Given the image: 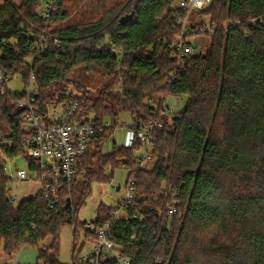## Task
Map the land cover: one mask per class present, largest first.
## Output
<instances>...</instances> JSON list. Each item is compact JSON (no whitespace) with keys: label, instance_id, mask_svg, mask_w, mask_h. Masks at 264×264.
Listing matches in <instances>:
<instances>
[{"label":"trees","instance_id":"obj_1","mask_svg":"<svg viewBox=\"0 0 264 264\" xmlns=\"http://www.w3.org/2000/svg\"><path fill=\"white\" fill-rule=\"evenodd\" d=\"M176 2L121 0L76 24H61L70 13L68 0L48 24L37 12L40 0H5L0 6V69L24 84L33 73V107L41 118L50 106L73 102L76 119L100 129L53 208L40 192L12 202L8 178L0 174V251L11 255L30 245L37 249V264H64L60 228L70 224L68 264H86L78 260L86 222L78 212L94 181L108 183L125 167L135 195L123 206L124 215L111 219L113 206L100 202L93 223L110 222L108 237L130 264H264V0H212L193 11L213 28L208 49L173 74L169 44L181 30L178 16L186 14ZM131 12L121 24L120 17ZM45 31L51 39L35 56L32 46ZM77 68L110 83L92 97L71 78ZM169 97H185V103L168 119L161 112ZM24 110L11 93L0 95V149L14 163L37 169L27 156ZM121 112L146 125L159 116L149 158L140 167L137 133L130 147L113 143L110 153L102 152ZM172 204L177 211L169 217Z\"/></svg>","mask_w":264,"mask_h":264},{"label":"built area","instance_id":"obj_2","mask_svg":"<svg viewBox=\"0 0 264 264\" xmlns=\"http://www.w3.org/2000/svg\"><path fill=\"white\" fill-rule=\"evenodd\" d=\"M62 1L46 0L44 3L39 4L37 12L46 24L57 14ZM211 2L212 0H177V7L184 9L186 14L184 16H178L177 21L181 25V30L169 44V47L173 50L171 58L175 63L173 74L176 70H184L185 62L192 55L197 54L195 47L190 42L193 35L206 36L209 45L213 28L208 24V21L201 28H192L187 25V22H189V17L193 11L207 8ZM38 38L39 41H36L33 44L34 46H32L35 56L41 53L44 48V43L51 39L46 31ZM10 79L11 75L0 69V95L11 93L16 97L17 105L25 109L23 120L26 123V132L28 134L27 156L36 162L37 169L28 168L27 163L25 168L19 166L18 163H14L0 149V174L4 173L6 176L13 177L16 180L30 181L32 180L30 171H32L35 175V180L40 185L37 192H40L45 197L46 207L50 209L59 200V188L64 183L71 182L75 179L78 174L80 155L86 150L87 145L100 129L91 121L85 122L76 119L75 112L77 104L73 102L69 103L65 108L61 106V111L55 120H49V108L46 116L41 118L33 107L36 94L33 90V73L31 72L29 74L27 83L24 84L22 91H11L8 87ZM59 106L52 105L50 107L56 109ZM162 109L161 113H164L168 109V104L163 103ZM158 124H160L159 116L148 125L141 121H136L133 125L138 128V131L134 132L129 127L123 137H119L114 133L108 141L102 143L103 154L110 153L113 143L130 147L133 137L137 133L142 145L138 151L140 167L149 158L148 148L152 141L151 133L153 128ZM134 183L133 178L127 179L122 185L112 183V190L116 193L121 192L122 196L117 198L116 206H113L114 212L111 219L120 217L121 214L124 215L123 206L130 203L135 195ZM7 191L10 193L8 188ZM10 198L12 202L17 201L15 196H10ZM176 211L175 204L167 207L169 217ZM109 231L110 222L108 221L99 226L95 225L93 220L85 222L81 233V243L88 244V248L82 252V246L78 260L86 264H130L129 259L122 255V248L108 237ZM69 263L72 262L70 261Z\"/></svg>","mask_w":264,"mask_h":264},{"label":"rangeland","instance_id":"obj_3","mask_svg":"<svg viewBox=\"0 0 264 264\" xmlns=\"http://www.w3.org/2000/svg\"><path fill=\"white\" fill-rule=\"evenodd\" d=\"M4 0H0V5H2ZM46 0H40V3H44ZM121 0H68L66 4L70 13L68 14L67 19L61 24H76L91 20L92 18L100 16L103 12L110 9L114 5H116ZM196 16L199 20L203 21L205 18L193 12L190 19ZM206 17V16H205ZM208 19V18H207ZM190 23L187 22V25ZM206 23L204 22V25ZM196 25V24H195ZM206 38V42L203 41ZM190 42L195 47L196 53L205 54L208 49V38L203 35H193ZM71 78H74L80 82L85 88H87L92 97H95L99 92L100 87L103 84H109L108 80H105L101 75L95 73H84L79 68L74 69L70 72ZM8 87L13 92L22 91L24 87V83L22 82L19 75H14L8 82ZM111 90H115V87L110 86ZM158 98V97H157ZM163 103L168 104V109L164 112V115L171 118L175 112L182 109L185 103V97L182 98H173L169 97ZM61 111V106L56 109L49 107V120H55L58 117V113ZM134 122V117L130 114V112H121L119 114V126L129 127ZM159 125V124H158ZM118 126V127H119ZM19 166L25 168L26 163L19 162ZM14 169V167H13ZM106 174L109 172L106 171ZM129 170L125 167L118 168L115 170V174L112 179L108 183L94 181L92 185V193L90 197L86 199L85 204L80 208L78 212V220L80 222H89L94 219L96 215V208L100 202L116 206V200L118 197L122 196L121 192H114L111 188L112 183H117L122 185L127 179H129ZM30 175L32 176V180L30 181H21L16 180L13 177L6 176L8 178L7 188L10 190L9 195L15 196L16 200H20L22 198L31 197L36 194L40 185L35 180V175L30 171ZM132 177H130L131 179ZM120 215V214H118ZM120 216H123L122 214ZM82 233V232H81ZM60 248H59V261L64 264H68L70 262V253H71V242H72V226L70 224H65L60 228ZM51 237H47L44 243H49ZM80 244L78 243L76 250L79 248ZM88 248V244H83V251ZM20 252H13L11 255L5 254L3 251H0V263L6 262L7 264H12V260L15 259ZM27 254V253H26ZM32 254V253H30ZM25 259V258H24ZM35 259L33 255H29L26 258V261H32ZM21 263V262H20ZM23 264V263H22Z\"/></svg>","mask_w":264,"mask_h":264},{"label":"crops","instance_id":"obj_4","mask_svg":"<svg viewBox=\"0 0 264 264\" xmlns=\"http://www.w3.org/2000/svg\"><path fill=\"white\" fill-rule=\"evenodd\" d=\"M5 1V0H4ZM3 1V3H4ZM8 2H10L11 4L13 5H18L20 3L21 0H7ZM2 3V5H3ZM177 4V3H176ZM1 6V5H0ZM205 19L203 20V22H207L208 19L207 17H204ZM201 20H199L198 17L196 16H193L190 21H189V26L192 27L194 26L195 24H197V22H200ZM206 38H204L203 41L206 42L205 40ZM129 127H125V126H119L117 127V129L115 130L114 133H116L119 137H123L124 134H126L127 130H128ZM114 135V134H113ZM111 135L110 138L113 136ZM109 138V139H110ZM108 139V140H109ZM107 140V141H108ZM106 142V141H105ZM48 243H44L43 245H46ZM27 253V254H26ZM32 253V254H30ZM29 255H33L35 257V259H33L32 261H26L25 259L28 258ZM37 255H38V252H37V249L30 246V245H24L23 247L20 248V252L18 254V256L12 260V264H37ZM25 258V259H24ZM21 262V263H20ZM39 263V262H38Z\"/></svg>","mask_w":264,"mask_h":264},{"label":"water","instance_id":"obj_5","mask_svg":"<svg viewBox=\"0 0 264 264\" xmlns=\"http://www.w3.org/2000/svg\"><path fill=\"white\" fill-rule=\"evenodd\" d=\"M132 16H133V12H131L130 14L123 15L122 17H120L119 21L121 24H125L132 18Z\"/></svg>","mask_w":264,"mask_h":264}]
</instances>
